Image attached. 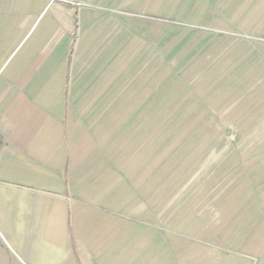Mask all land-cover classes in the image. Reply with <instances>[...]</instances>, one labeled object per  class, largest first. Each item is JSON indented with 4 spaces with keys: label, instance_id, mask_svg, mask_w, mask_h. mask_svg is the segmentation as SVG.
<instances>
[{
    "label": "crops",
    "instance_id": "crops-1",
    "mask_svg": "<svg viewBox=\"0 0 264 264\" xmlns=\"http://www.w3.org/2000/svg\"><path fill=\"white\" fill-rule=\"evenodd\" d=\"M240 86L264 131V0H0V264H264L253 161L209 242L154 203L155 105Z\"/></svg>",
    "mask_w": 264,
    "mask_h": 264
},
{
    "label": "rangeland",
    "instance_id": "rangeland-1",
    "mask_svg": "<svg viewBox=\"0 0 264 264\" xmlns=\"http://www.w3.org/2000/svg\"><path fill=\"white\" fill-rule=\"evenodd\" d=\"M204 74L206 77L208 73ZM244 75L242 71L236 72L232 82L245 83ZM241 87L221 88L217 99L220 104L205 103L198 109L195 105L157 103L156 119L149 123L151 131H155L157 222L170 219L172 225L181 222L194 232L201 231L197 234L198 242H209L210 231L206 232L204 226L223 218H217L219 209L239 210L245 206L242 187L248 181L245 179L252 161V172L257 176L262 172L264 178V168L260 169L258 162L264 155V131L248 130L249 123L259 121L244 120L242 112L230 114L225 109L228 99L229 104L242 101ZM234 90V97H225L227 91ZM139 122L144 125L141 129L147 131V121Z\"/></svg>",
    "mask_w": 264,
    "mask_h": 264
}]
</instances>
